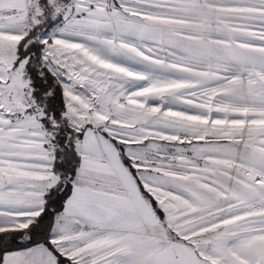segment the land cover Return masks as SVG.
<instances>
[{
	"label": "snow or ice",
	"instance_id": "obj_1",
	"mask_svg": "<svg viewBox=\"0 0 264 264\" xmlns=\"http://www.w3.org/2000/svg\"><path fill=\"white\" fill-rule=\"evenodd\" d=\"M0 264H264V0H0Z\"/></svg>",
	"mask_w": 264,
	"mask_h": 264
}]
</instances>
